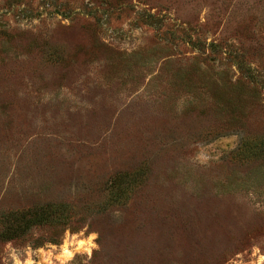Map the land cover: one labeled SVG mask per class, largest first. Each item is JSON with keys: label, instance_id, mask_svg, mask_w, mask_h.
<instances>
[{"label": "rangeland", "instance_id": "obj_1", "mask_svg": "<svg viewBox=\"0 0 264 264\" xmlns=\"http://www.w3.org/2000/svg\"><path fill=\"white\" fill-rule=\"evenodd\" d=\"M0 264H264V0H0Z\"/></svg>", "mask_w": 264, "mask_h": 264}]
</instances>
